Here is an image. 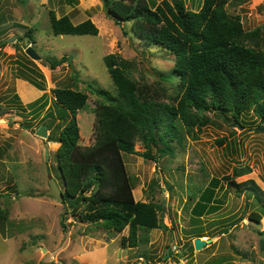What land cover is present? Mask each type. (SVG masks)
Here are the masks:
<instances>
[{
	"label": "rangeland",
	"instance_id": "1",
	"mask_svg": "<svg viewBox=\"0 0 264 264\" xmlns=\"http://www.w3.org/2000/svg\"><path fill=\"white\" fill-rule=\"evenodd\" d=\"M184 2L199 11L204 0ZM51 10L74 23L91 19L99 34L56 35ZM226 10L240 18L248 44H264V0L229 2ZM25 40L41 59L26 53ZM0 41V264H264V236L259 234L264 216L260 223L249 218L259 205L248 192L238 196L228 189L224 180L227 175L237 182L253 178L264 190V131L256 129L264 122L253 108L243 112L242 127L229 112H209L210 123L185 132L181 143L171 141L174 154L157 161L123 153L134 199L159 202V216L168 226L152 229L148 242L130 246L123 242L128 226L115 232L102 223L81 222L63 200L47 193L50 179L64 191L60 143L54 140L66 117L53 90L69 87L89 95L77 115L80 145L88 146L95 141L96 108L103 100L90 84L117 94L103 57L116 53L128 60L129 75L148 88L150 97L176 102L179 79L170 77L176 74L174 54L140 42L130 22L116 23L108 16L104 0H0ZM63 57L69 60L52 69L50 60ZM26 78L38 80L44 89ZM43 94L49 102L38 109ZM45 121L47 138L37 134ZM135 149L147 148L138 139ZM213 177L221 179L216 190L220 209L199 218L192 208ZM203 233L215 241L201 250L194 247L187 256L193 237Z\"/></svg>",
	"mask_w": 264,
	"mask_h": 264
},
{
	"label": "trees",
	"instance_id": "2",
	"mask_svg": "<svg viewBox=\"0 0 264 264\" xmlns=\"http://www.w3.org/2000/svg\"><path fill=\"white\" fill-rule=\"evenodd\" d=\"M245 1L248 0H204L201 9L194 11L186 7L184 0H162L160 4L149 0H104L108 16L116 23L130 22L140 42L159 45L174 54L176 74L170 77L179 79V95L176 102L150 97L148 88L129 75L128 60L116 53L106 54L103 59L117 94L90 84L103 100L96 108L95 141L81 146L77 115L89 95L69 87L53 90L55 104L65 109L66 123L58 138L54 140L50 135V140L60 143L57 157L64 184L62 202L71 215L81 222L102 223L115 232L128 226L124 243H146L152 229L168 226L159 216V202L134 199L123 153H137L154 161L174 154L171 141L181 143L185 132L193 133L195 127L210 123L211 111L231 113L242 127L243 112L253 108L264 122V44H248L240 18L226 10L229 2ZM50 23L56 35L99 34V27L91 19L74 23L68 15L57 17L53 10ZM65 60L69 57L51 59L50 66L55 69ZM26 79L44 89L38 80ZM40 99L38 109L49 102L46 94ZM138 139L147 148L144 152L135 149ZM217 142L223 144L224 139ZM224 180L238 196L245 192L253 196L259 209L252 210L249 218L260 223L264 216L261 186L253 178L237 182L227 175ZM220 187L221 179L213 177L192 208L193 215L201 218L220 209L216 196ZM61 224L66 227L64 219ZM259 234L264 236V230ZM193 251L191 243L186 255Z\"/></svg>",
	"mask_w": 264,
	"mask_h": 264
},
{
	"label": "water",
	"instance_id": "3",
	"mask_svg": "<svg viewBox=\"0 0 264 264\" xmlns=\"http://www.w3.org/2000/svg\"><path fill=\"white\" fill-rule=\"evenodd\" d=\"M25 44L27 45L26 53L31 56L34 59H41V56L37 53V51L34 49L33 45L30 43L29 40H25ZM259 131H264V126H259L256 128ZM37 134L47 138L49 136L48 128L46 124H42L39 129L37 130ZM48 151V150H47ZM50 189L47 191L48 195L56 198L59 201H62L64 198L63 190L58 186L55 179H50ZM208 243L207 240L201 239L200 237H197L193 240V244L196 250H201L205 247V245ZM169 253V249H168ZM178 264H185L184 261H179Z\"/></svg>",
	"mask_w": 264,
	"mask_h": 264
},
{
	"label": "crops",
	"instance_id": "4",
	"mask_svg": "<svg viewBox=\"0 0 264 264\" xmlns=\"http://www.w3.org/2000/svg\"><path fill=\"white\" fill-rule=\"evenodd\" d=\"M206 236H208V237H206ZM197 237H200L201 239L207 240L208 243H212V242L215 241V239H216V238H214V239H210V235H209V234L207 235V234L203 233V234H200V235H197V236L193 237V240H194L195 238H197ZM205 238H206V239H205ZM207 238H208V239H207ZM208 243H207V244H208ZM207 244H206V245H207ZM206 245H205V246H206ZM185 264H187V262H185Z\"/></svg>",
	"mask_w": 264,
	"mask_h": 264
},
{
	"label": "built area",
	"instance_id": "5",
	"mask_svg": "<svg viewBox=\"0 0 264 264\" xmlns=\"http://www.w3.org/2000/svg\"><path fill=\"white\" fill-rule=\"evenodd\" d=\"M174 251L177 253L178 252V248L176 246H174Z\"/></svg>",
	"mask_w": 264,
	"mask_h": 264
}]
</instances>
